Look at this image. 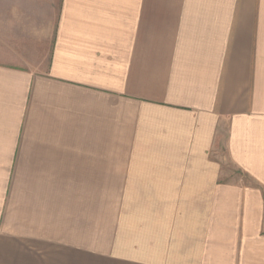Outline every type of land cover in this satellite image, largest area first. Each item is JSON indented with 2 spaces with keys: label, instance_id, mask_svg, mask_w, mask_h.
<instances>
[{
  "label": "crops",
  "instance_id": "1",
  "mask_svg": "<svg viewBox=\"0 0 264 264\" xmlns=\"http://www.w3.org/2000/svg\"><path fill=\"white\" fill-rule=\"evenodd\" d=\"M0 264H264V0H0Z\"/></svg>",
  "mask_w": 264,
  "mask_h": 264
}]
</instances>
